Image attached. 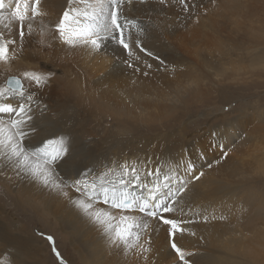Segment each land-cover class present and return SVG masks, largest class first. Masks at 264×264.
Instances as JSON below:
<instances>
[{"label":"bare ground","instance_id":"bare-ground-1","mask_svg":"<svg viewBox=\"0 0 264 264\" xmlns=\"http://www.w3.org/2000/svg\"><path fill=\"white\" fill-rule=\"evenodd\" d=\"M5 3L8 4V0H5ZM196 3L197 8L195 12L191 13L183 12L180 6L177 4L169 2L167 5H161L156 2V0H148L147 3L135 2L131 5H126V14L130 18L139 19L143 21L146 26H148L149 32L144 38V43L148 51L153 53V56H147L145 53L138 52L137 54L142 58L141 61L138 62V67L141 69V71L133 72L132 69L125 67L122 63V61L127 57L124 53V50L113 40L105 41L101 51L93 52L89 48L83 46H78L75 48L68 47L62 44L58 38H54L55 34L54 32L50 31V28L54 22L58 20L64 8L67 7V0H42L41 9L42 11L46 12L47 15L38 17L35 21H33L32 34L25 36L22 42V51L18 52L17 58L11 60L8 64L0 62V88L6 87L5 79L9 74L13 75L17 73L19 76H21L22 81V73L24 71H38L42 73L53 74L46 87L36 89L33 86L30 89L36 93V98L39 103L41 105L47 106V111L41 114L39 108L34 109V118L31 123L35 127L36 131L31 134L28 141L26 142V146L29 150H33L35 148L41 147L48 139H52L61 135L69 136L73 145L74 163L71 166L61 165L55 169L56 174L62 178L67 179L69 174L74 173L77 169L82 168L84 164H88L89 166L98 170H103V165L112 166L113 162L122 163L124 161H143L147 164V167L154 169L159 164L163 168L167 169L170 165L177 161L188 159L195 161L197 169L203 170L205 175L201 178V180L194 181L190 185L191 191L188 192L187 196L185 197L184 203L186 214H175L179 218L191 219L193 221L190 224L183 225L187 231L183 234L177 235L176 243L182 249L194 253V255L187 257V259L191 261V264H225L221 262L218 253L222 254V247L223 250L225 248L235 250L237 242L235 239L239 238L228 237L229 239H226L224 238L226 233H220L219 235L218 230H215V227H213L215 220L212 219L213 214L217 218L220 216L225 217L228 210V201L231 195L229 196V192L226 191L228 183L225 181L227 177L224 179L225 181H221V183L216 182L211 177L215 176L220 178V176H225L223 167L229 171L225 173L226 175H229V173L234 172L237 169L240 170V168L241 171L244 170H242L243 165L242 167L240 166V168H237L238 163L236 161L235 162L237 164L234 163L232 155L228 154L227 158H223L220 149L216 147L217 143L219 142L225 145V150L228 151V149L231 148H228L230 143H233L237 140V124H227V122H225L226 124L223 123L216 129L212 130L210 127H205L208 121H214L216 118H214L215 116L213 117L212 115L213 111L211 110V107L203 104L201 108L198 109V112L200 113L199 115H201L204 120H208L204 124L203 129L199 130L193 137H189L185 134L186 130H183L185 128V122H181L183 123V127H181L182 129L178 128L173 130V128L170 126V122L165 123V121L172 120L176 124L180 120L178 116L187 113L188 104H190L189 102L191 101L192 96L194 98L193 92L198 89L196 87V82L194 81L196 77L194 80H190V78L187 77L186 81L184 82L185 88L181 81L176 78V76H168L169 80L161 84H158L159 82H155L156 76H151V72L153 71H156L157 74H162L161 78L171 75L169 74L171 71H167L166 69V67H168L166 64L171 62L173 57L182 55V53L178 51L179 48L176 47L177 44L185 42V34L187 35L191 27L195 28V23H197L199 20L198 16L206 15L207 13L205 10L214 6L212 4L209 6V0H196ZM11 7H15L14 2L12 3ZM208 10L209 12L211 11L210 13H212L210 8ZM8 11H10V9L6 8L5 13ZM235 15H237V13ZM239 21L241 20L239 19ZM201 22L202 20L200 23ZM193 23L194 26L192 25ZM15 24V22L11 24H8L6 21L0 22V32H4L6 37H12L17 40L16 45L10 46V51L13 47L19 48L21 46L19 34L14 33L16 31L14 29L17 28ZM10 26H12L14 29H11ZM194 30L196 31V28ZM6 31L8 32L7 34ZM188 42L189 40L187 41V44ZM203 42L204 41H202V43ZM59 45L63 46L62 54L56 52ZM193 46L191 47L193 48ZM198 48L201 47L198 46ZM217 49L216 51H219ZM53 51L55 54L61 56L60 60L55 61V63L51 58ZM85 51H88L85 57H88L89 63H91L92 66L91 71H88L90 78L89 80L92 81V87L75 89L71 95L69 92H67L68 90L64 91L59 89V75L57 74L58 71L56 67L59 69H61V67L66 68V66H69L68 62L71 60L72 56L79 57ZM196 55L198 56V54ZM145 61L152 65L150 69L145 67ZM101 64L102 66H100ZM171 65L170 66L172 68L177 64L171 62ZM162 67H165V70L162 69ZM145 71L148 72L147 76L143 74ZM202 71L205 72V70ZM207 71L205 73H207ZM210 78L212 79V76H210ZM218 81L216 84H218ZM23 82L26 86L28 85L27 81ZM61 84H63V82ZM115 84H118V86H115ZM209 84L211 85V83ZM73 96L75 98L77 97V100H85L98 110L106 113V115L112 114L113 116V114H115L120 116L123 122L126 123V127L127 124L129 125L136 122L141 123L146 121L148 124L142 128V131L137 127L132 128L128 126L130 133L131 131H138L137 137L135 139H132L129 142H120L118 145H115V143L113 145L105 146L106 140L104 137L106 135L105 131H107L108 128H99L101 127V125H98L101 121L99 117L98 120L94 121L88 119L86 120L85 117H82L83 111L80 108L82 105L80 104L78 107V105L74 103L73 100L70 101ZM11 99L14 100L15 98ZM93 109L94 108H92V111ZM234 111L235 110H233V112ZM237 115H239V113ZM188 116L191 117V115ZM212 117L214 119H212ZM5 118L7 117L5 116ZM94 122H97L96 126L90 125ZM251 127L250 130L252 131ZM101 129L102 132H100ZM250 130L247 129V131ZM247 131L246 133L249 134ZM141 132L144 133L141 134ZM240 133L238 137H240ZM251 133H253V131ZM164 134H167V136L165 137ZM242 140L243 138H241L239 141L243 143ZM237 146L239 147V145ZM243 146L240 145L239 148H242ZM217 160H220L219 164L215 163ZM234 160H236V158ZM209 163L213 164L212 168L207 167ZM242 163L245 162L243 161ZM242 173L240 174L241 177L238 176L240 180L242 179ZM235 175L232 177L230 175L229 177L233 178ZM251 175L249 176L248 174L247 179H245L248 180V178H252ZM231 178H229V180L227 178V180L231 182L233 180ZM233 181L237 182L236 180ZM241 185L243 186V184ZM241 185H238L239 189H244L245 187L243 188ZM235 186L236 185H234V187ZM229 187L232 186L229 185ZM0 190L8 193L9 196L12 195L15 204L20 205L21 207L28 206L30 209H32V211H34L38 217L37 220H41L42 223L45 224L52 222L53 226L59 229L54 233H59L60 238L62 237L67 239L73 250L77 252L78 256H80L86 264H151V262L154 264H179L178 257H176L175 253L170 248V241L167 235L166 226L164 225H159L157 230L151 234L152 252L149 254L148 260H138L134 256L125 257L123 253L117 248L109 247L106 238L99 226L92 223L80 209L75 207L70 202V198L74 199L78 195L74 192V190L66 189L67 195H64L44 187L39 181L34 180L30 175L16 176L11 171H9L7 175H0ZM233 191L235 190L233 189ZM235 193V196H237L239 192ZM97 207L104 208L105 206L97 205ZM189 208L192 209V211H189ZM238 210L242 211L240 208H238ZM197 212L200 213L199 216L196 215ZM214 212L218 214L216 215ZM236 212H238L237 209ZM254 212L255 211H253V213ZM3 213L4 212H2V214L0 213V261L6 262V264H49L50 261L48 259V247L45 243V238H43V235L39 237L36 234L38 231H40V229L35 230L34 233H32L33 235L25 231L24 228L19 224H12L14 229H11V227L6 226L10 223H6L4 221V216H2ZM242 213L244 214L243 211ZM204 215L209 216L207 222L203 220ZM233 216H235V214ZM243 216L245 217V215ZM222 220L221 222H223ZM256 220L254 218L249 219L247 221V227L250 226L254 229L257 225L256 222L258 223ZM216 222L218 223L219 221ZM224 222H227V219L226 221L224 220ZM237 222L239 221H236V225H239ZM153 223L155 224V222ZM232 229L233 228H231V230ZM18 230L21 232L18 233ZM248 230H250V228L246 231ZM221 234H223L224 237L223 235L221 236ZM230 234L231 237L232 233ZM256 238L260 242L257 243V245L263 247L264 227L260 226L257 228ZM247 240L246 242L250 241ZM215 243L220 244L217 246L218 248L215 246ZM160 260L163 262L160 263Z\"/></svg>","mask_w":264,"mask_h":264},{"label":"snow or ice","instance_id":"snow-or-ice-1","mask_svg":"<svg viewBox=\"0 0 264 264\" xmlns=\"http://www.w3.org/2000/svg\"><path fill=\"white\" fill-rule=\"evenodd\" d=\"M13 2L15 7H11ZM135 2L147 3L148 0H67V7L50 31L54 32V38L68 47L83 46L93 52L101 51L105 41L113 40L127 57L122 61L124 66L133 72H140L138 62L142 58L137 53L147 56H153V53L144 43L148 26L126 14V5ZM156 2L161 5L169 2L177 4L185 13L195 12L197 8L196 0ZM41 4L42 0H8V4L0 0V22L17 23L21 42L19 48L13 47L10 51V46L16 45L17 40L0 32V62L8 64L22 51L25 36L32 34L33 21L47 15L42 11ZM6 8L10 9L7 13ZM144 64L148 69L152 67L146 61ZM143 74L147 76L148 72ZM52 75L24 71L22 77L28 82L27 86L21 78L11 77L7 87L0 88V175H7L9 171L16 176L30 175L44 187L64 195H67L66 189L74 190L78 195L70 198V202L99 226L109 247L117 248L125 257L134 256L147 261L152 252L151 234L159 225H164L170 248L178 257L179 264H191L187 257L194 253L178 246L176 237L187 231L183 225L193 221L175 214H186L184 203L191 191L190 185L201 180L205 172L198 170L195 161L188 159L174 162L167 169L159 164L153 169L143 161L113 162L112 166L103 165V170L84 164L67 179L58 176L55 172L57 167L74 163L69 136L48 139L33 150L26 146L31 134L36 131L31 123L34 109L39 108L41 114L47 111V106L41 105L36 93L30 89L33 86L36 89L46 87ZM216 147L222 157L227 158L225 145L218 142ZM215 163L219 164L220 160ZM207 167L212 168L213 164L209 163ZM97 205L105 207L98 208ZM216 218L212 216V219ZM208 219V215L203 216L205 222ZM219 219L225 217L220 216ZM46 239L52 244V252L59 264H65L55 247L54 238L47 236ZM0 264L6 262L0 261Z\"/></svg>","mask_w":264,"mask_h":264},{"label":"rangeland","instance_id":"rangeland-1","mask_svg":"<svg viewBox=\"0 0 264 264\" xmlns=\"http://www.w3.org/2000/svg\"><path fill=\"white\" fill-rule=\"evenodd\" d=\"M212 1L213 0H209V6H211L212 4L215 7L216 6L217 7L216 8L214 6H212L213 8L209 7L210 10H212V13H210L211 11L209 12L208 10L209 8H208L207 10H205L207 13L206 15L198 16L199 17L198 18L199 20L197 21L198 24L195 23L197 26V27L195 26L196 31L194 30L195 29L194 27H191L189 29V32L187 33V35L188 34L190 35L187 36L185 34V37H184L185 42L181 44H177L176 47L179 48L178 51L182 53V55L178 57L175 56L172 58L171 62L176 63L177 64L176 66L171 68L172 66L171 62L166 64L168 66L166 67V69L167 71L168 70L171 71V73H169L171 75L162 77L163 78L162 79L161 78L162 74L160 75V74H157L156 71H153L151 72V76H156L155 82L157 83L159 82L158 84L164 83L167 80H169L168 76H174V77L176 76V78H178V80L181 81L184 87H185L184 82L186 81L187 77L190 78V80H194V78L196 77L194 81L196 82V87L198 89L196 88L197 90L195 89L196 90V91L194 90L195 92L191 91L194 94V98L192 96L191 101L189 102L190 104H188V111L186 113L187 115L182 114L181 116H178L181 121L179 120L176 124L174 121L171 120V117H170L171 121H165V123L170 122V126L173 128V130L183 127V123L185 122L184 123L185 128L183 129L184 131L186 130L185 134L188 135L189 137H193L194 135H196V133L199 130L203 129L204 124L208 121V120H204V118H202V116L199 115L200 113L198 112V109L201 108L203 104L211 107V110L213 111L212 115L213 117L215 116L214 118H216L214 119L212 117L214 121L213 120L208 121L205 127H210L212 130V129H216L219 125L225 122H227V124H232V123L237 124L236 125V132H237L236 139L237 140L233 142L234 144L231 142L230 145L228 146V148L231 147L229 148L231 150L228 149V154L232 155L233 161L235 164L238 163L237 168L238 167L240 168V166L242 167L243 165L242 170L244 169L246 171L244 170L241 171V168H240V170L237 169L234 171L236 175L234 172H231L229 173V175H226L225 173L229 171L225 167H223L224 168L223 172L225 176H223V172H222L223 177L220 176L219 178V177L214 176L211 178L219 183H221V181H225L224 179L226 177L229 180V178H231L233 175H235L236 177L235 176L234 177L237 178V179H235L234 177L231 178L233 180H236L237 182L233 180L229 182L226 178L225 182L228 183V184L225 183L228 185L226 191L229 192V196L231 195L228 201L229 202L228 207H227L228 210L225 215V219L222 220V219L216 218L214 220L213 227H215L214 228L215 230H218L219 235L220 233H223V234L226 233L225 237L223 234H221V236L223 235V237L226 239L228 237L229 238L237 237L239 239H235L237 241L235 250L225 248L224 249L225 251H224L223 247L220 246L222 247L221 251L223 255L221 253H218V256L221 262L225 264L226 263L227 264H264V246L263 247L258 246L257 243H260V242L256 238L257 228L260 226L264 227V0H234V1L233 0H215L216 4L215 2L212 3ZM240 1H244V2H240ZM222 2H223V5H222ZM236 13L237 15H235ZM239 19L241 21H239ZM201 20L202 22L200 23ZM15 25L17 26V28L15 29L12 26L10 27L11 29H14L17 31V32L15 31L14 33H18V24L16 23ZM192 25L194 26V23ZM7 33L8 32L6 31V34ZM186 36H187V39H186ZM188 40L189 42L187 44ZM202 41L204 42L202 43ZM215 44L216 45L218 44V45L216 46ZM185 45H186V48H185ZM188 45H191V46L194 45V46L192 48L191 46H188ZM198 46L201 48H198ZM203 47L204 48L206 47V48L204 49ZM62 48L63 46L59 45L56 52L62 54ZM216 49L219 51H216ZM87 52L88 51L83 52V54H81L79 57L72 56L71 60L68 62L69 66H66V68L61 67V69H59L58 67H56L58 71L57 74L59 75L58 76V79H59L58 84L60 86L59 89L64 90V91L68 90L67 92H69V94L72 95V92L75 89H83L86 87L87 88L92 87V81L89 80L90 79L89 72L91 71L92 66H91V63H89L88 57L87 58L85 57ZM196 54H198V56ZM60 57H61L60 55L55 54V52L53 51L51 58L53 59L54 63L55 61H59ZM100 66H102V64ZM162 69L165 70V67H162ZM202 70H205V72L207 70L208 71L207 73H205ZM209 74L210 76H212L213 80L210 78ZM10 77L21 78V76H19L17 73L13 75L12 74L7 75L5 79L6 87H7V81L9 80ZM217 81H218V84H216ZM62 82L63 84H61ZM209 83H211L212 86ZM115 86H118V84H115ZM76 98L73 96L70 99V101L73 100V102L76 103L78 107L80 106V104L82 105L80 107L83 111L82 117H85L86 120L88 119L92 121L98 120V117H99L101 119L100 121L101 124L99 123L98 125H101V127L99 126L98 127L104 128V129L108 128L107 131H105V134H106L104 137V139L106 140L105 146L113 145L115 143H116L115 145H118L120 142L124 143V142H129L132 139H135L137 137L138 131H134V132L131 131L130 133L128 126L132 128L137 127L139 130L141 129L142 131V128H144L146 124H148V122L146 121L141 122V123L136 122V123H131L129 125L127 124V127H126V123L123 122L120 116H117L115 114H113V116L112 114L106 115V113H104L101 110H98L93 105L86 102L85 100L83 99L77 100ZM92 108H94L93 111H92ZM233 110L235 111L233 112ZM225 111H226V114H225ZM217 113H220V114H217ZM238 113L241 116L237 115ZM188 115H191V117ZM219 116H221L222 118ZM225 117H229V118H225ZM161 123H164V122H161ZM250 124L252 127L254 126L255 127L252 128ZM90 125L96 126L97 122H94L93 124H90ZM250 127L253 133H251L252 131L250 130ZM245 128H246V131L248 129L251 132L247 131L249 132V134H247L245 131ZM253 129L256 131H254ZM100 132H102V129ZM143 133L144 132H141V134ZM239 133H240V137H238ZM164 135L165 137L167 136V134H164ZM247 137L249 139L251 137V139L249 140ZM238 138L239 140L243 138L242 140L243 143L246 141L247 142L243 144L241 141L238 140ZM237 145H239V147L240 145L243 147L239 148ZM237 147L239 148V150ZM235 158L236 160H234ZM242 160L245 163H242L243 162ZM237 171L239 173L243 172L241 180L239 179V177H241L240 175L241 173L239 174ZM248 174L249 176L251 175L252 178H248V180H246L248 177ZM230 175L231 177H229ZM241 181H244V182H241ZM239 184L240 185L243 184V186L242 185L241 186L245 188L239 189V186H238ZM229 185L232 187H229ZM234 185L238 187L236 186L234 187ZM246 185H247V188H246ZM230 188H233L235 191H233V189H230ZM237 190H240V191H237ZM0 191H1L0 192V208H1L0 211L4 212L2 215L4 216V221L6 223H10L9 225H6L7 227H11V229H14L12 224H17V225L19 224L20 226L24 228L25 231H27L30 234L34 233L35 230L40 229V231H38V233L36 234L39 237H41V233L43 234V238H45V243L47 244V247H48V259L51 264H59V261L57 260L56 256L52 252V244H50V242L46 239L47 236H52V235H53L52 237L55 239L54 240L55 247L60 252L61 257L63 258L65 264H82L84 262L81 259V257L78 256L77 252L73 250L71 244L68 242L67 239H64L62 237L60 238L59 233H56V234L54 233L56 230L58 231L59 229L53 226L52 222L48 224L42 223L41 220H37L38 217L34 213V211H32V209H30L28 206L21 207L20 205L15 204V201L12 195L9 196L8 193L2 190ZM230 192H233V193H230ZM235 192L237 193L239 192L237 196H235L236 195ZM238 208L242 209L244 214L242 213L241 210H238ZM236 209L238 212H236ZM253 211L255 212L253 213ZM2 212L0 213L2 214ZM215 214L217 215L218 213H215ZM232 214L233 215L235 214V216H233ZM242 214L245 215V217ZM249 215L251 216L252 219L253 218L255 220L259 219V220H256L258 221V223L256 222L257 225L255 224L256 226L254 229L251 228L250 226L247 227L248 226L247 221L251 219ZM239 217L240 218L242 217V218L240 219ZM226 219H227V222H224V220L226 221ZM221 220L223 222H221ZM216 221H219V222L217 223ZM236 221H239L237 222V224L239 225H236ZM231 228H233L232 230L234 232L231 230ZM249 228H250V230H248L249 232L246 231ZM251 229L253 230V232ZM17 232L20 233L21 231L18 230ZM230 233H232L231 237H230L231 235ZM246 238L250 241H248ZM246 240L249 243L246 242ZM218 245L220 244L215 243L216 247ZM162 262L163 261L160 260V263ZM83 264H86V263L84 262ZM151 264H154V263L151 262Z\"/></svg>","mask_w":264,"mask_h":264},{"label":"water","instance_id":"water-1","mask_svg":"<svg viewBox=\"0 0 264 264\" xmlns=\"http://www.w3.org/2000/svg\"><path fill=\"white\" fill-rule=\"evenodd\" d=\"M10 78H11V77H10ZM10 78H9V79H10Z\"/></svg>","mask_w":264,"mask_h":264}]
</instances>
